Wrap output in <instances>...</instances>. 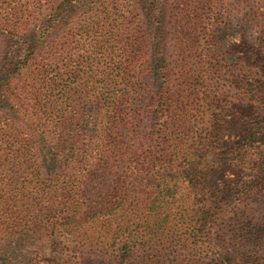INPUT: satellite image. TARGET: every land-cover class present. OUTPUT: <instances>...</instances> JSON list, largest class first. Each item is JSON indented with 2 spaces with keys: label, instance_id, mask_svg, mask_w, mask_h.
Masks as SVG:
<instances>
[{
  "label": "trees",
  "instance_id": "trees-1",
  "mask_svg": "<svg viewBox=\"0 0 264 264\" xmlns=\"http://www.w3.org/2000/svg\"><path fill=\"white\" fill-rule=\"evenodd\" d=\"M205 1L0 0V264L23 236L74 264H264V46L225 138L226 53L170 44L195 49Z\"/></svg>",
  "mask_w": 264,
  "mask_h": 264
},
{
  "label": "rangeland",
  "instance_id": "rangeland-1",
  "mask_svg": "<svg viewBox=\"0 0 264 264\" xmlns=\"http://www.w3.org/2000/svg\"><path fill=\"white\" fill-rule=\"evenodd\" d=\"M87 1L90 0H76L75 7H80ZM202 6L204 22L200 24L199 39L195 49L190 54H185L182 51V46L179 45L180 39L175 37L174 32L170 40L171 49L180 51L179 53L174 52L173 59L197 67V62L204 52L210 53V55L226 53L225 56L230 65L225 67L220 76L210 78L209 82L214 85L219 84L230 94L220 112L221 135L227 138L232 132L233 138L236 140L241 137V131H232L229 121L239 117L242 110L245 107L248 108V105L252 103L250 100H240L235 96L232 81L235 78V70L239 68L238 65L243 66L248 56L243 45L248 43L255 49L261 45L264 46V14L260 15L264 13V0H206ZM68 28L63 26L58 29V32L63 36ZM184 31L187 32V29ZM209 33L212 34L213 40L207 46L205 37L208 38ZM204 46H206V51H204ZM198 67L200 68V64ZM213 71L214 69L209 70L206 73L207 76H212ZM16 242L21 248L18 254H13L14 260L17 257L15 264H74L69 256L62 257L65 253L63 254L61 249L54 245V240L48 236H23ZM13 261L9 264H14Z\"/></svg>",
  "mask_w": 264,
  "mask_h": 264
}]
</instances>
